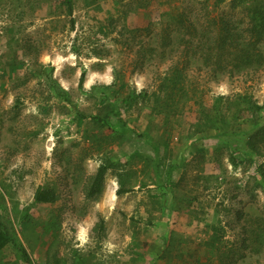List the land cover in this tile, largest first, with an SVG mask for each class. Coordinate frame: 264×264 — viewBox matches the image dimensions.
<instances>
[{
    "label": "rangeland",
    "instance_id": "obj_1",
    "mask_svg": "<svg viewBox=\"0 0 264 264\" xmlns=\"http://www.w3.org/2000/svg\"><path fill=\"white\" fill-rule=\"evenodd\" d=\"M231 5L0 0V222L34 261L8 244L0 264H264V67L185 56Z\"/></svg>",
    "mask_w": 264,
    "mask_h": 264
},
{
    "label": "trees",
    "instance_id": "obj_2",
    "mask_svg": "<svg viewBox=\"0 0 264 264\" xmlns=\"http://www.w3.org/2000/svg\"><path fill=\"white\" fill-rule=\"evenodd\" d=\"M231 3L230 12L220 15L210 9L206 15L207 23H190L185 29L192 35V39L186 41L185 56L191 58L200 55L203 65L208 67L212 76L228 74L232 77L237 72L243 73L264 67V0H231ZM188 62L190 63V59ZM184 72L185 69L181 67H173L165 77L164 88L176 90L178 81H185ZM85 78L84 70L80 77V86H83ZM136 96L130 97V102L134 101ZM102 101L105 102L103 99ZM115 106L118 108V104ZM256 107L260 108L258 105ZM92 118L101 123L109 121L107 116L99 114L92 115ZM222 126L217 133L221 134L225 132V127L228 128L225 121ZM238 131H243L242 127ZM108 168L107 164L100 165L89 186V195L102 192ZM56 195L52 187L41 185L36 190L35 198L38 202H54ZM8 244L17 247L26 262H34L26 247L10 236L0 222V250Z\"/></svg>",
    "mask_w": 264,
    "mask_h": 264
}]
</instances>
